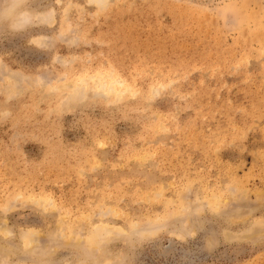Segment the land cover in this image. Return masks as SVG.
<instances>
[{"label": "rangeland", "instance_id": "obj_1", "mask_svg": "<svg viewBox=\"0 0 264 264\" xmlns=\"http://www.w3.org/2000/svg\"><path fill=\"white\" fill-rule=\"evenodd\" d=\"M0 264H264V0H0Z\"/></svg>", "mask_w": 264, "mask_h": 264}]
</instances>
